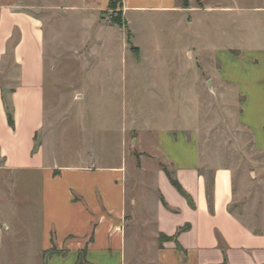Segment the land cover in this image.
I'll return each instance as SVG.
<instances>
[{
	"label": "rangeland",
	"instance_id": "rangeland-1",
	"mask_svg": "<svg viewBox=\"0 0 264 264\" xmlns=\"http://www.w3.org/2000/svg\"><path fill=\"white\" fill-rule=\"evenodd\" d=\"M96 1L87 0L85 8L84 0L34 2L45 19L46 131L59 163H78L80 156L111 162L122 155L125 135L130 182L143 188L139 198L145 202L156 191L150 185L156 169L165 166L176 177L150 130L176 123L179 115V126L200 140L201 156L208 159L203 169L234 167L248 199L256 201L264 193V150L241 120L251 114L260 127L264 119V0H223L236 8L178 16L125 14L120 0L101 10ZM192 4L199 0H188ZM118 12L128 20L124 27L111 22ZM18 71L10 57L0 64L6 93L17 85ZM1 190L0 219L3 204L11 205L17 210L12 221L25 222V233L35 237L39 179L17 180L0 169Z\"/></svg>",
	"mask_w": 264,
	"mask_h": 264
},
{
	"label": "crops",
	"instance_id": "crops-1",
	"mask_svg": "<svg viewBox=\"0 0 264 264\" xmlns=\"http://www.w3.org/2000/svg\"><path fill=\"white\" fill-rule=\"evenodd\" d=\"M35 1L0 0V64L10 57L19 70L18 83L8 95L14 126L0 86V169L25 182L36 176L41 201L35 237L25 233V222L12 221L17 210L3 204L1 264H133L135 259L140 264H264V193L249 200L230 165L203 169L208 159L201 156L200 140L184 124L179 126V115L176 125H156L150 131L156 133V150L174 166L193 205L164 169L155 170L150 185L156 191L149 188L151 196L141 201L143 188L136 180L130 182L125 135L122 155L111 162L80 156L78 163H59L46 131V29L44 17L33 9ZM97 1L101 10L110 3ZM120 1L125 14L178 16L236 8L223 0H199L190 7L182 0ZM247 120L241 122L252 130L257 148L264 150V119L260 127L251 114ZM0 195L2 199L5 192ZM161 235L173 238L160 243Z\"/></svg>",
	"mask_w": 264,
	"mask_h": 264
},
{
	"label": "trees",
	"instance_id": "trees-1",
	"mask_svg": "<svg viewBox=\"0 0 264 264\" xmlns=\"http://www.w3.org/2000/svg\"><path fill=\"white\" fill-rule=\"evenodd\" d=\"M115 2H117V0H110V4L113 8H115ZM183 4L185 6H188V0H182ZM122 5V4H121ZM111 22L113 24H116L118 26L124 27L127 23L126 20L123 18V14L122 12H118V14L114 15ZM15 87H12L8 93H6L4 91V89L2 88V97H3V101L8 113V120L10 125L14 126V113H13V107L9 102L8 99V95L14 91ZM164 167V171L166 172L170 182L172 183V185L180 192V194H182L184 197L187 198L188 202L193 205V200L191 198V196L188 194V192L184 189V187L182 186V184L179 182V180L177 179V177L173 176V174L167 170V168ZM173 237H168L166 235H161L160 237V243H162L164 240H169L172 239ZM178 244V243H177ZM178 247L182 249V247L178 244Z\"/></svg>",
	"mask_w": 264,
	"mask_h": 264
}]
</instances>
